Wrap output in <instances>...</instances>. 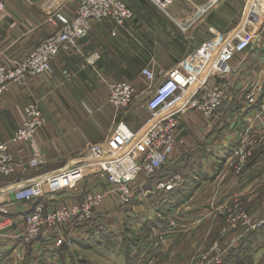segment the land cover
I'll return each mask as SVG.
<instances>
[{
    "label": "crops",
    "instance_id": "0c3cea01",
    "mask_svg": "<svg viewBox=\"0 0 264 264\" xmlns=\"http://www.w3.org/2000/svg\"><path fill=\"white\" fill-rule=\"evenodd\" d=\"M160 1L165 3L167 0ZM168 1L173 6V23L158 10H148L141 2L138 5L136 0H128L135 13L134 19L117 28V35H112L113 23H94L93 33L81 40L76 48L70 52H61L53 59V75L30 77L22 85L10 84L8 90L0 96L1 138H11L22 124L24 106L34 99L38 100L46 124L32 141L14 148L17 174L10 180L3 178L5 183H29L61 168L73 166L82 159L89 145L112 134L117 120H124L135 131L140 130L149 114L147 103L141 95L145 84L142 69L149 66L155 72L168 71L212 38L215 32L231 33L241 25V9L236 11L235 7L220 4L217 8L201 13L199 8H206V0H200L201 3L197 2L200 5L195 6L192 3L189 5L191 0ZM51 11L50 0H8L7 8L0 11V62L9 66L18 63L45 37L54 33L56 26L47 18ZM256 17L261 18L262 15ZM256 26L259 36L250 49L252 53L239 55L233 61L235 73L224 80L229 85L228 104L219 110L212 121L204 120L194 111L182 114V143L177 149L179 156L170 163L187 159L188 154L204 146L206 159L202 164L211 175L219 170L214 159L222 158L226 146L235 145L239 135L251 125L260 130L264 120L261 107L263 91L257 93V103L253 105L249 104L245 93L249 90L246 86L250 84L251 88L264 87V18ZM92 52L101 53L96 68L80 70L85 56ZM239 58L243 59L242 62ZM65 70L74 73V77H65ZM120 80L133 82L138 91L131 104L117 113L106 100V81ZM139 116H145L142 124L137 123ZM233 134L236 135L233 137ZM224 135L227 137L224 138ZM34 152L42 153L47 162L31 167L29 161ZM184 155L185 158L182 157ZM261 170L254 168L253 175L261 173ZM104 185H107V181L102 174L93 173L80 181L77 188L49 194L43 201L49 208L61 204L70 205L80 200L88 188L93 191ZM208 185L206 182L196 189L197 192L202 187L205 189L199 196L208 200L202 204L205 208H209L211 199L215 197L212 193L214 190L209 193L206 190L208 187L205 186ZM12 188L8 186L0 190V202L9 206L13 220V226L0 233V256L10 257V261L4 260L1 264H9L12 256H16L22 247L25 217L33 208V202L15 201ZM83 189L85 191L82 193ZM224 191L230 192V189ZM225 197L221 196V199ZM194 202L189 201L182 206L183 209L187 208L184 210L187 215H193L191 219L196 218V207L199 205L198 201ZM122 226L116 224V228L112 226L110 231L117 233ZM56 235V231L46 230L38 238L50 255H54L58 249L55 245ZM123 255L120 252V256ZM148 258L144 264L151 262L150 255Z\"/></svg>",
    "mask_w": 264,
    "mask_h": 264
},
{
    "label": "built area",
    "instance_id": "2783aa9c",
    "mask_svg": "<svg viewBox=\"0 0 264 264\" xmlns=\"http://www.w3.org/2000/svg\"><path fill=\"white\" fill-rule=\"evenodd\" d=\"M217 1L211 0L201 13ZM260 1L264 3V0ZM7 3L8 0H0V11L6 9ZM50 4L52 11L47 18L56 26V31L18 63L9 66L0 62V96L12 83L22 85L30 77L54 74L53 59L61 52L76 48L81 40L93 33L94 23H113L112 35L115 36L117 28L131 22L135 15L128 0H50ZM251 17L254 18L255 14ZM235 34H214L168 71L155 72L149 66L142 69L146 87L141 95L147 97L149 117L141 130L133 131L125 121H119L110 136L103 142L89 145V154L73 166L61 168L33 182L12 183L16 185L13 189L15 201L33 202V208L25 217L22 239L30 243L46 230H58L55 245L59 247L67 239L66 234L60 233V227H81L79 230H83L85 235L86 224L98 218L100 221L98 213L105 210L99 208L107 197L115 196L116 205L120 207L129 204L134 196L133 186L141 175L154 176L178 157L177 149L182 143V114L194 111L204 120L212 121L230 98L229 85L224 80L236 71L233 61L248 52L254 42L253 36L248 35L245 29ZM100 58V52L89 53L80 70L95 67ZM63 73L66 77L72 76L68 70ZM137 91L136 85L128 80L106 81V100L116 112L128 107ZM259 91L261 87L255 86L245 92L249 104L257 103ZM37 103L38 100L34 99L24 106L23 123L11 138L4 140L0 136V181L3 178L10 180L17 174L14 148L32 141L45 125ZM262 107L264 109V91ZM255 137V132L247 131L234 150L235 157L240 156L241 161L247 159ZM45 162L38 153L30 165L38 167ZM93 173H102L106 177L107 185L102 190H88L80 200L70 205L49 208L43 201L49 194L77 188L85 176ZM10 213L9 206L0 202V217L3 218L0 220V233L13 226Z\"/></svg>",
    "mask_w": 264,
    "mask_h": 264
},
{
    "label": "rangeland",
    "instance_id": "374dc122",
    "mask_svg": "<svg viewBox=\"0 0 264 264\" xmlns=\"http://www.w3.org/2000/svg\"><path fill=\"white\" fill-rule=\"evenodd\" d=\"M199 1L200 0H191V2L188 3L189 5L193 4L195 6L201 3ZM206 1L207 3L205 6L208 7L211 0ZM136 2L138 5L142 3L148 10H158V12L164 14L165 18L173 23V6L170 5L171 1L167 0L164 3L160 0H136ZM249 3L250 0H237L236 2L233 0H226L224 2L223 0H218L210 8H217L220 4H224V6L229 8L235 7L236 11L241 9L239 13L241 25L236 31L247 28L245 32L253 36L255 40L259 36V32L256 33L258 28L256 25L261 23L264 15H262L261 18H252L251 16L253 13L250 12L251 9L247 12ZM241 5L242 7H240ZM194 10H196V8ZM200 10H203V8L200 7L199 11ZM256 20L257 23L255 22ZM236 31L223 34L226 36H233L236 35ZM216 33L222 32H215L214 34ZM195 50L193 52H195ZM248 52L250 55L252 50ZM239 59L242 62L243 59ZM71 75V77H74V73L71 72ZM64 76L66 77L65 74ZM145 87L146 84L143 85V89H145ZM246 87L247 89H251L252 84ZM261 91H264V87H261ZM142 96V100L147 103V97L144 95ZM37 106L42 112L38 103ZM262 110H264L263 107ZM148 117L149 114L147 119ZM233 117L234 115L232 118ZM143 118L145 119V116H139L137 123L140 124V122L144 120ZM261 119H263V117H261ZM146 120L141 129L145 126ZM119 121L124 120H117L113 130ZM262 121L260 130H258L255 125L249 126L246 130L244 129L245 131L236 139V144L226 146L222 158L214 159L216 160L215 163H217L219 170L213 178L205 176V178L199 180L201 184L206 182L210 184L205 186V188L208 187V189H206L208 193L214 190L211 192L213 195L215 194V197L211 199L209 208H205V205H202L204 202H208V200L203 196L199 198L205 190L203 187L200 192H197V188L194 189L192 194L186 197V202L192 201L195 203L194 201L196 200L199 203L196 207V220L194 218L191 219L193 215H187V213L184 212L187 208L183 209V205L179 207L178 210L169 212L166 215L167 218L159 211L161 208L159 205L162 203L161 199L167 195L169 191L183 182V176H181L180 173L176 172L175 174H170L161 179L155 175L151 177L141 175L139 177L140 181L138 180L133 186L134 196L129 204L122 207L117 206L115 196L112 195L107 197L103 206L99 208L100 210H105L103 212L99 211L100 213H98V217L101 218L100 227H102L99 228V230L102 231L103 229L107 232L106 238L103 237L102 232L100 234L101 240L104 241L102 242L103 246H99L96 249L94 247L92 248L94 243L86 241L87 237H85L83 230H79L81 227H69L68 229L60 227V233L66 234L67 239L64 241V244L61 245L63 247L60 249L57 247L58 249L54 255H50V252L46 251V248L38 240L40 237L38 236L30 243L23 240L22 247H20L16 256H12L9 264H131L132 261H129L126 255L120 256L122 246L126 243H130L127 241L130 238H134L135 240L142 238L140 241H134L132 243L133 246L140 245L141 243L143 248L151 246V262L149 261L150 263L148 264H228L233 261L234 257L232 254L236 251L237 246L245 243L248 245L244 252V256L246 257L245 264H264V158L256 161L261 156H264V152H262L264 151V120ZM133 131L135 130L133 129ZM247 131L255 132L257 137H255L254 142L250 145L249 152L251 153L248 155L247 159L241 161L240 156L235 157L234 150L241 144ZM235 135L236 134H233V137ZM225 137H227V135H224V138ZM105 139L99 142H103ZM38 153L42 156L43 160L47 162L46 157L40 152H34L30 161ZM85 154H89V151L86 150ZM193 161L198 163V159H193ZM181 165L182 164L179 166ZM256 167L259 168V171L263 169L261 173L253 175L252 170ZM184 171H181V174ZM102 176L106 180L104 174H102ZM5 184L8 183L1 180L0 189L8 186L12 188L13 186V184ZM224 186L225 188H223ZM104 187H106V185L98 189L102 190ZM186 188L191 190L192 186ZM226 188H229L230 192H225L224 190ZM89 189L90 188H88L87 191ZM84 191L85 189H83L82 193ZM221 196L226 197L221 199ZM158 219L159 221H157ZM98 220L99 218L95 222L98 223ZM165 220V225L161 227L160 224ZM116 224H123V226L119 227V232H111L110 228L112 226L116 228ZM54 231H56L57 234L58 230ZM108 232L112 233L110 238L108 237V234H110ZM171 233L175 234L170 235ZM86 235L88 236V233ZM249 240H251L250 244ZM134 254L135 253H133V255ZM229 257L231 259L228 262ZM4 260L7 262L10 261V257L5 255ZM132 264L144 263L141 261H133Z\"/></svg>",
    "mask_w": 264,
    "mask_h": 264
},
{
    "label": "trees",
    "instance_id": "16d2710c",
    "mask_svg": "<svg viewBox=\"0 0 264 264\" xmlns=\"http://www.w3.org/2000/svg\"><path fill=\"white\" fill-rule=\"evenodd\" d=\"M228 101L229 100H226L224 102V104L220 108V110L223 107H225L226 104H228ZM203 148H204V146H200L199 149L195 150L193 153L188 154L187 159H179V161H177L176 163H173V164L168 163L167 165H165L163 168H161L155 174V176H157L159 179L165 178V176H168L170 174H175L176 172L180 173V175L183 176V182L180 185H178L177 187H175L174 189H172L171 191H169L168 194L165 195L161 199L162 203L159 205L161 207L159 211L162 212V214H164V216L166 218H167L166 215L169 212H172L173 210H178V208L181 207L186 202V197H189V195L192 194L194 189H196L198 186L201 185V182H199V180L205 178V176H209L210 178H213L216 175L217 171L213 172L210 175L209 173H207L204 170L202 162L206 158H205V153H204ZM262 152H264V151H262ZM190 155H191V157H190ZM182 157L185 158L186 155H184ZM263 158H264V156H261L256 161L262 160ZM193 159H198V163L193 161ZM180 164H182V165L179 166ZM181 171H184V172H182V174H181ZM195 176H197V177H195ZM188 186H192V189L191 190L187 189L186 187H188ZM157 221H159V219ZM165 222H166V220L162 221L160 226L161 227L164 226ZM147 223H150V222H147ZM99 228H102V227H100V221H98V223L94 221V223L86 224L84 227L85 237H87L86 241H91L94 243L93 245L91 243L92 248L93 247L98 248L99 246H103L102 242H104V241H102L100 238L101 232L103 233L104 238H106V236H107L106 235L107 232H105L103 229L101 231V230H99ZM87 233H88V236L86 235ZM108 233H110V232H108ZM110 234H108L109 238L112 236V233H110ZM141 239L142 238L135 240L134 238H130L127 240L130 243H126L124 246H122V252L124 253V255H126V257L129 261H132V263H133V261H136V262L141 261L144 263V262H147L149 260L148 256L150 255L151 246H146L145 248H143L141 245L142 243L140 245H136V246L132 245V243L134 241L137 242V241H140ZM250 243H251V240H249V244ZM61 247H63V246H59L58 248L60 249ZM246 247H248L247 243L242 244V245H238L236 248V251L234 252V254H232L234 257L233 261L231 263H228V264H245L246 263L245 262L246 257L244 256V252H245ZM133 253H135V254L133 255ZM230 259L231 258L229 257L228 262ZM2 262H4V257L0 256V264Z\"/></svg>",
    "mask_w": 264,
    "mask_h": 264
},
{
    "label": "bare ground",
    "instance_id": "6f19581e",
    "mask_svg": "<svg viewBox=\"0 0 264 264\" xmlns=\"http://www.w3.org/2000/svg\"><path fill=\"white\" fill-rule=\"evenodd\" d=\"M249 10L251 13L255 14V17L260 16L262 15V12L264 10V3L260 0H250V3L248 4L247 12Z\"/></svg>",
    "mask_w": 264,
    "mask_h": 264
},
{
    "label": "water",
    "instance_id": "95a60500",
    "mask_svg": "<svg viewBox=\"0 0 264 264\" xmlns=\"http://www.w3.org/2000/svg\"><path fill=\"white\" fill-rule=\"evenodd\" d=\"M14 188H12V190H13Z\"/></svg>",
    "mask_w": 264,
    "mask_h": 264
}]
</instances>
